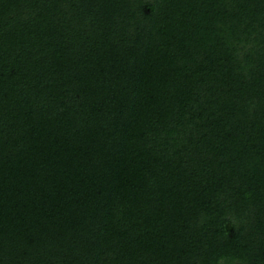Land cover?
<instances>
[{
  "label": "trees",
  "instance_id": "obj_1",
  "mask_svg": "<svg viewBox=\"0 0 264 264\" xmlns=\"http://www.w3.org/2000/svg\"><path fill=\"white\" fill-rule=\"evenodd\" d=\"M0 264H264V0H0Z\"/></svg>",
  "mask_w": 264,
  "mask_h": 264
}]
</instances>
